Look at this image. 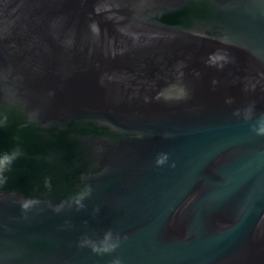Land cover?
<instances>
[{"label":"water","instance_id":"1","mask_svg":"<svg viewBox=\"0 0 264 264\" xmlns=\"http://www.w3.org/2000/svg\"><path fill=\"white\" fill-rule=\"evenodd\" d=\"M261 122L264 0H0V264H264Z\"/></svg>","mask_w":264,"mask_h":264},{"label":"clouds","instance_id":"2","mask_svg":"<svg viewBox=\"0 0 264 264\" xmlns=\"http://www.w3.org/2000/svg\"><path fill=\"white\" fill-rule=\"evenodd\" d=\"M245 119H248V117H245ZM257 135H264V122H261L259 124V126H256L252 129ZM166 156H163V159H160L157 161V163H163L164 160H166ZM11 159L12 157H5V160L8 163H11ZM3 172H4V168L0 167V182L2 183H6L7 181V177L3 176ZM91 193V188L88 187L87 190L82 194V196L80 197V199H77L75 201V205L77 210L82 209L84 207L82 201L88 197ZM32 202L29 203H25L22 205V208L24 210H27L30 206H31ZM62 208V205H58L56 206L53 210L55 212H59ZM120 241L121 238L116 235L114 236L113 233L111 231H108L104 234L103 238L99 241H94L91 240L87 237L83 238L81 241H79V246L80 247H89L90 250L94 253H96L97 255L100 254H106V253H112L114 252L119 246H120ZM110 264H121V261L119 259V257L114 258Z\"/></svg>","mask_w":264,"mask_h":264}]
</instances>
